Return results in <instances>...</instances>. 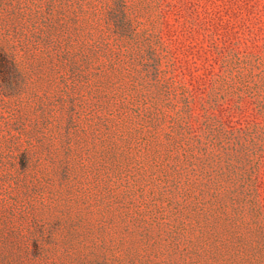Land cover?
Returning a JSON list of instances; mask_svg holds the SVG:
<instances>
[{"label":"rangeland","instance_id":"1","mask_svg":"<svg viewBox=\"0 0 264 264\" xmlns=\"http://www.w3.org/2000/svg\"><path fill=\"white\" fill-rule=\"evenodd\" d=\"M0 264H264V0H0Z\"/></svg>","mask_w":264,"mask_h":264}]
</instances>
